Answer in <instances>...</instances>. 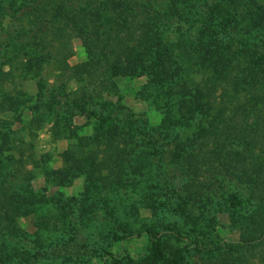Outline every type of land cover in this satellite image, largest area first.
I'll use <instances>...</instances> for the list:
<instances>
[{
	"label": "rangeland",
	"instance_id": "1",
	"mask_svg": "<svg viewBox=\"0 0 264 264\" xmlns=\"http://www.w3.org/2000/svg\"><path fill=\"white\" fill-rule=\"evenodd\" d=\"M3 1L0 105L19 106V119L8 112L10 108L0 109V137L7 139L3 143L0 138V180L13 191L31 190L37 203L31 214L17 216L13 226L0 224V229L12 228L29 236L36 230L41 232L43 242L30 247L38 264H264V134H256L255 140L238 146H230L228 138L220 135L218 145L198 147L197 157L204 161L198 168L187 163L179 166L171 159L176 137L160 131L163 115L149 105L157 92L154 81L149 82L153 76L145 71L149 59L137 57L140 66L136 62L125 76L113 79L115 90H109L105 83L112 70L103 63L90 69L91 77L70 78L63 92L69 98L86 97L88 102L83 110L61 104L57 107V115L71 119L75 135H69L65 120L41 106L50 101L49 91H58L64 76H71L67 71L62 75L64 63L77 66L88 61L85 49L78 37L60 32L52 37L49 57L34 59L33 71L26 73L20 65L29 62L30 51L24 55L18 45L29 37L19 36L20 22L9 19L8 1ZM211 2L187 0L182 4L190 24L162 16L161 44L191 45L197 51V60L190 59L194 68H198L194 63H204L216 49L209 36L216 21L213 15H217ZM130 15L134 23L141 21L142 5L133 8ZM112 36L116 55L120 50L115 41L120 38L125 40L120 48L124 53L133 50L134 34L114 32ZM9 39L16 43L6 48ZM203 39L207 40L204 47L200 45ZM229 42V47L232 44L236 49L237 36ZM150 59L157 62L153 55ZM182 63L186 64L184 60ZM9 65L13 66L12 78L3 76ZM38 83L46 87L42 94ZM234 104L253 111V103L245 98ZM262 105L254 111L261 128ZM244 111L239 116L248 120ZM98 117L107 120L105 126L120 127L127 120L141 128L145 124L138 136L139 148L132 156L119 151L107 154L102 162L106 165H99L95 172L96 162L91 160L80 168L66 163L63 153L77 143L78 137L91 139L95 135ZM122 147L125 151L132 148L130 142ZM89 149L96 146L92 143L85 148ZM53 170L69 172L65 184H49ZM146 196L152 198V209L146 208ZM63 202L69 205L63 206Z\"/></svg>",
	"mask_w": 264,
	"mask_h": 264
},
{
	"label": "trees",
	"instance_id": "2",
	"mask_svg": "<svg viewBox=\"0 0 264 264\" xmlns=\"http://www.w3.org/2000/svg\"><path fill=\"white\" fill-rule=\"evenodd\" d=\"M6 1L9 19L20 22L19 36L29 37L26 43L18 45V48L24 50V55L30 51L29 62L20 65L26 73L33 71L34 59L44 60L49 57V52H53L52 37L54 39L60 32L64 36L78 37L85 49L88 61L77 66L64 63L60 68L64 69L61 71L62 75L67 71L71 76H64L58 86L59 90H50V101L41 106L54 113L55 117L65 120L64 129L69 135H75L71 119L57 115V107L61 104L70 109L83 110L88 102L86 97L69 98L68 94L63 92L70 78L91 77L90 69H96L103 63L112 70L105 83L109 90H115L113 79L125 76L136 62L137 66H140L136 61L137 57L149 59L150 66H145V71L149 76H153L149 82L154 81L157 89L155 98L149 105L163 115L159 124L160 131L165 136L170 137L173 134L176 137L177 142L171 159L179 166L181 163H187L198 168L197 165L204 162L203 157H197L198 147H204L206 144L218 145L220 135L228 138L230 146H238L248 140H255L256 134L259 137L261 132L264 134V127L261 128L259 117L254 113L258 110L257 107L264 104V0H212V11L217 15H213L216 21L211 24L209 36L216 49L204 63H194L198 68H194L192 61L190 62L191 58L197 60V51L191 45L181 44L175 47L161 44L164 35L163 15L176 17L182 24H190L189 14L184 12L186 6L182 5L187 0H18L15 5H11L10 0ZM141 5L142 20L134 23L130 14L133 8ZM188 8H192V5ZM130 26H133V29H130ZM202 31L206 32L205 29ZM114 32H130L132 36L134 34L135 46L127 53L120 49L125 40L120 38L115 41V47L120 50L118 55H124L121 59L113 49ZM234 35L238 41L236 49H233L232 44L229 47L230 38ZM206 39L201 41V46H205ZM15 43L14 39H9L6 48L13 47ZM31 46L33 50H30ZM152 55L157 62L154 63V60L150 59ZM182 60L186 64L182 63ZM12 70L13 66L9 65V70L3 76L12 78ZM35 75L38 76L37 73ZM45 88L43 83H38L40 94ZM252 92L255 94L250 95ZM241 98L253 103V111H244L242 106L234 104ZM7 106L5 107L10 108L8 112H13L16 114L14 118L19 119V106ZM5 107L0 105L2 111L6 110ZM243 111L244 115L249 116L248 120L239 116ZM91 115L95 116L94 113ZM106 124L107 120L103 117L96 118L92 140L78 137L77 143L63 153V160L75 168L83 167L86 161L91 160L92 163L96 162L93 167L95 172L104 161V156L111 152H125L132 156L134 150L140 146L138 136L145 124L142 128L133 120L124 121L120 127L105 126ZM0 138L3 143L7 142L5 135ZM127 142H130L132 147L129 151L122 147ZM226 142L224 140V144ZM92 143L96 149L86 151L85 148ZM100 155L102 158L99 159ZM102 165H106V162ZM93 174L91 179L94 180ZM68 175L67 171L53 170L49 184L63 185ZM34 196L36 195L29 189H8L0 180V224L13 226L17 216L31 214L33 205L37 203ZM145 199L146 208L152 209L154 206L149 203L151 196H146ZM64 205L69 204L63 202ZM257 217L258 215L251 223L255 222ZM41 241L43 242V237L38 230L29 236L12 228L0 229V264H29L34 258L30 247ZM33 264H38L35 258Z\"/></svg>",
	"mask_w": 264,
	"mask_h": 264
}]
</instances>
